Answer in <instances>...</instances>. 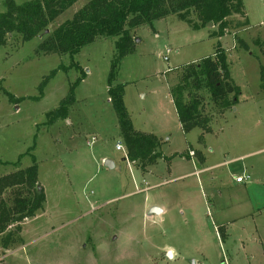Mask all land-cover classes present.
I'll return each instance as SVG.
<instances>
[{
	"label": "rangeland",
	"instance_id": "1",
	"mask_svg": "<svg viewBox=\"0 0 264 264\" xmlns=\"http://www.w3.org/2000/svg\"><path fill=\"white\" fill-rule=\"evenodd\" d=\"M88 1L76 0L32 40L14 33L0 46V177L29 167L33 156L45 196L34 217L0 235V264H264V0H241L221 37L217 24H202L192 11L130 31L134 52L122 59L114 84L125 87L131 123L148 120L172 134L161 144L162 159L146 170L115 150L123 137L107 77L117 38L98 37L73 58L38 51ZM217 44L240 95L224 110L205 89L197 92L210 131L184 134L169 89ZM60 65L70 69L49 81L39 101L29 99ZM81 72L85 79L62 119L59 103ZM107 153L113 169L100 161ZM245 173L248 183L237 184ZM152 207L164 212L152 214Z\"/></svg>",
	"mask_w": 264,
	"mask_h": 264
},
{
	"label": "trees",
	"instance_id": "2",
	"mask_svg": "<svg viewBox=\"0 0 264 264\" xmlns=\"http://www.w3.org/2000/svg\"><path fill=\"white\" fill-rule=\"evenodd\" d=\"M75 2L33 0L16 5L12 0H5V11L0 13V46L5 45L6 36L14 33L20 34L23 42L32 40ZM241 7V0H89L71 19L53 29L39 45L38 51H43L45 55H68L73 58L98 37L117 38L114 43L115 55L107 77V94L117 115L127 160L146 170L162 159L159 151L162 141L152 134L141 133L133 128L123 101L124 86L114 84L122 59L134 52L130 31L145 25L151 27L155 21L170 15L192 11L202 24H217L221 37L225 19ZM72 67L80 69L77 64ZM68 69L70 67L60 65L52 70L38 85V96L29 99L39 101L49 81L59 71L67 72ZM182 71L178 84L169 89L178 122L185 134L195 128L207 133L210 131L209 118L202 114V96L197 92L205 89L213 105L224 110L228 103L229 108L232 107L240 95V89L230 78L226 51L217 44L211 56L191 63ZM84 79L85 74L81 72L70 86L67 96L60 101L57 109L60 118L66 119L69 106L75 102V89ZM260 82L264 90L263 76ZM189 89L194 92L191 93ZM4 93L9 100H13L9 93ZM229 95L233 96L231 101L228 100ZM13 101L18 103L23 99ZM33 149L34 146H31L24 155L31 156ZM31 160L32 165L29 167L0 177V235L11 225H18L24 219L34 217L45 201L42 189L37 186V164L33 156ZM5 193L8 194L7 199L3 197ZM10 239V236L4 238L3 247L9 245Z\"/></svg>",
	"mask_w": 264,
	"mask_h": 264
},
{
	"label": "crops",
	"instance_id": "3",
	"mask_svg": "<svg viewBox=\"0 0 264 264\" xmlns=\"http://www.w3.org/2000/svg\"><path fill=\"white\" fill-rule=\"evenodd\" d=\"M124 89H125V87H124ZM124 92H125V90H124ZM141 96H143L142 94H141ZM171 103H172V101H171ZM176 119H177V116H176ZM177 121V125H178V129H180V131L182 132V133H184L183 131H182V129H181V126H180V124H179V122H178V119L176 120ZM159 125L160 126H162L163 124H161V123H159ZM132 126H133V128L136 130V131H138V132H141V133H147V134H152V135H154V136H156L159 140H161L162 141V145H163V140H165L164 142H169L170 140H171V137H172V134H170V133H167V131L166 132H164L165 130H163V128L162 127H159L158 125H155V127H152V123H149L148 122V120H146L145 122H142L140 125H139V127H136L135 125H134V123H133V121H132ZM139 128V129H138ZM185 134V133H184ZM116 143V142H115ZM192 152V151H191ZM195 153H197V152H195ZM111 154H104L103 156H101V158H100V161H101V163H104L106 160H111ZM245 156H241V157H239V158H237V159H234V160H241V159H243ZM201 159V161H203V157L202 158H200ZM233 160V161H234ZM112 161V160H111ZM205 162V161H204ZM112 163H113V165H114V162L112 161ZM104 165V164H103ZM216 166V165H215ZM215 166H212V167H208V168H205V169H201L200 171H207V169H210V168H214ZM199 172V171H198ZM246 174V173H245ZM247 184V183H246ZM162 210H161V212H164V209L163 208H161Z\"/></svg>",
	"mask_w": 264,
	"mask_h": 264
},
{
	"label": "built area",
	"instance_id": "4",
	"mask_svg": "<svg viewBox=\"0 0 264 264\" xmlns=\"http://www.w3.org/2000/svg\"><path fill=\"white\" fill-rule=\"evenodd\" d=\"M166 53H168V50H167ZM167 60H168L167 58H164V61H167ZM115 150L116 151H120L122 153H125V148H124V145H123L122 141H120V140L116 141ZM192 154L193 153L191 152L190 155H192ZM249 179H250L249 175L248 174H244V175L239 176V177L237 176L236 179H235V182L237 184H245V183H248Z\"/></svg>",
	"mask_w": 264,
	"mask_h": 264
},
{
	"label": "water",
	"instance_id": "5",
	"mask_svg": "<svg viewBox=\"0 0 264 264\" xmlns=\"http://www.w3.org/2000/svg\"><path fill=\"white\" fill-rule=\"evenodd\" d=\"M209 26H210V24H209ZM104 167H106L108 169H113L114 168V165H113V163H112L111 160H106L104 162ZM160 212H161V210L159 208H157V207H152L150 209V213H152V214H158ZM168 256L171 257V253L170 252L168 253Z\"/></svg>",
	"mask_w": 264,
	"mask_h": 264
}]
</instances>
